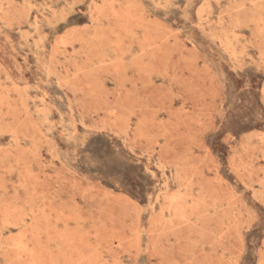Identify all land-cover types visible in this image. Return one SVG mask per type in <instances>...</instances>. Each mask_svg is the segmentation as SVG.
Listing matches in <instances>:
<instances>
[{
    "label": "rangeland",
    "instance_id": "obj_1",
    "mask_svg": "<svg viewBox=\"0 0 264 264\" xmlns=\"http://www.w3.org/2000/svg\"><path fill=\"white\" fill-rule=\"evenodd\" d=\"M0 264H264V0H0Z\"/></svg>",
    "mask_w": 264,
    "mask_h": 264
}]
</instances>
